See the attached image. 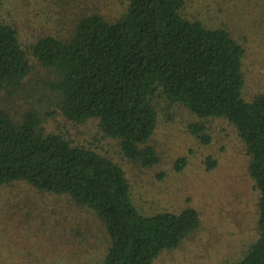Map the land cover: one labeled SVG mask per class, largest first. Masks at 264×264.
I'll list each match as a JSON object with an SVG mask.
<instances>
[{"label":"trees","instance_id":"trees-1","mask_svg":"<svg viewBox=\"0 0 264 264\" xmlns=\"http://www.w3.org/2000/svg\"><path fill=\"white\" fill-rule=\"evenodd\" d=\"M59 1L55 20L71 30L41 37L29 51L17 27L0 18V95L23 90L34 69L29 57L51 76L42 83L50 87L46 106L37 99L19 121L0 106V186L23 181L91 214L105 231L102 264H155L200 228L199 212L142 215L121 166L44 125L58 114L77 125L97 121L125 158L152 167L159 157L149 142L160 111L181 105L202 121L190 130L206 145L205 121L223 119L238 133L259 200L258 238L236 264H264V92L244 98L245 48L224 28L184 16L191 0H128L115 22L82 7L85 0ZM205 164L211 171L217 160ZM91 239L83 248L96 247Z\"/></svg>","mask_w":264,"mask_h":264},{"label":"rangeland","instance_id":"rangeland-1","mask_svg":"<svg viewBox=\"0 0 264 264\" xmlns=\"http://www.w3.org/2000/svg\"><path fill=\"white\" fill-rule=\"evenodd\" d=\"M85 1L82 7L90 6L109 22L117 21L128 4V0ZM53 3L4 0L0 18L17 27L19 40L29 51L39 38L67 36L71 30L70 23L55 20L58 5L60 11L64 3ZM183 15L207 27L227 30L246 51L245 100L264 92V0H191ZM29 59L34 69L23 90L0 95V106L18 121L29 108L38 107L37 99L46 106L50 95L46 85L51 76L33 57ZM158 120L149 146L155 149L159 163L152 167L125 158L119 142L103 136L97 121L77 125L58 114L44 127L45 132L66 135L74 144L92 148L121 166L142 215H178L186 209L199 212L200 228L179 249L162 253L155 264H236L258 238L259 200L238 133L223 119L205 121L211 138L206 145L190 130L202 121L181 105L164 106ZM207 158L217 160L215 169H206ZM180 160L186 162L185 167L180 168ZM104 232L100 222L66 197L38 192L23 181L0 186V264H102L107 251ZM88 234L97 241L96 247L86 244L89 248H83L91 238L87 239Z\"/></svg>","mask_w":264,"mask_h":264}]
</instances>
